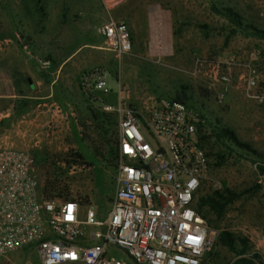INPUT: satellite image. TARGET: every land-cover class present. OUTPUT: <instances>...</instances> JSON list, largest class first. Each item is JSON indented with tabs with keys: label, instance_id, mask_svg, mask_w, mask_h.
<instances>
[{
	"label": "rangeland",
	"instance_id": "obj_1",
	"mask_svg": "<svg viewBox=\"0 0 264 264\" xmlns=\"http://www.w3.org/2000/svg\"><path fill=\"white\" fill-rule=\"evenodd\" d=\"M212 1L0 0V7H11L8 13L11 18L19 14L16 10L23 5L39 2L44 9L38 10V18L33 26L40 34L34 36L28 33L31 28L18 27L20 33L16 36L21 42L14 45V53L20 57L19 62H26L33 67L30 72L40 83L39 86L35 89L32 76L23 77L24 73L18 68L9 71L5 66L0 68V122L4 121L0 123V135L9 138L18 148L28 149L35 155L43 181L47 165L51 169L57 165L59 171L65 170L62 175L68 178L74 195L88 196L98 211V218L105 220L115 192L114 168L94 154L91 142L82 140L68 113L69 102L80 99L77 76L101 68L108 73L111 79L109 86L113 89L112 93L101 95L107 102L119 100L116 84L120 80L128 88L125 98L137 105L171 101L177 88L187 85L195 101H203L207 116L213 122L220 121L222 126L236 131L242 140L250 143L258 152V157L252 154L253 159L264 164V104L260 105L247 96L248 107L238 102V107L231 110L227 96L223 102L217 99V93L222 88H230L233 82L238 84L240 80L236 82L232 76V68L237 66L230 63L232 54L237 55L238 63L239 57L249 58L244 67L247 78L242 80L244 93L247 95L251 67L259 70L260 88L264 87V41L245 38L241 34L230 38L232 27L212 12ZM217 1L235 7L248 22L264 28V0ZM110 16L127 22L133 34H136L133 24L142 27L139 38L134 36L132 54L118 57L115 52L105 48L99 29ZM182 22L186 24L182 25ZM204 31L209 35L206 36ZM137 39L138 46L135 45ZM8 46L0 43L2 49ZM76 52L78 54L69 59ZM48 60L51 66L45 69L41 63ZM43 72L48 79L41 76ZM227 73L231 78L223 82L221 76ZM25 80L35 89L31 91L33 97L29 98L39 104L26 113H20L17 103L22 95L27 96L23 89L26 88ZM57 97L64 99L67 107L59 103ZM54 111L63 116L57 119ZM38 114L41 119L47 115L44 134H17L16 131L27 128ZM43 122H46L45 119ZM251 126L258 127L255 135L248 132ZM71 148L85 152L95 161V166L91 169L68 168L60 161L55 165L54 159H44ZM216 163V158L212 157L209 177L204 181L198 198L218 190L217 184H222V189L227 186L236 191L250 190L236 200L222 218L212 212L207 213V216L211 225L219 231L229 230L238 236L247 237L253 247L252 253L256 252L261 257L256 264H262L264 175L251 158L234 157L222 167H217ZM256 183L262 184V187L251 191ZM214 251L222 263L234 260L233 253L224 246L217 245ZM119 254L126 257L124 250ZM0 264H41V259L37 248L28 246L0 260Z\"/></svg>",
	"mask_w": 264,
	"mask_h": 264
},
{
	"label": "built area",
	"instance_id": "obj_2",
	"mask_svg": "<svg viewBox=\"0 0 264 264\" xmlns=\"http://www.w3.org/2000/svg\"><path fill=\"white\" fill-rule=\"evenodd\" d=\"M101 33L105 48L118 57L132 54L127 22L110 16ZM236 56L231 64H238ZM41 64L51 66L49 60ZM259 76L251 67L247 94L263 105ZM221 80L228 82L230 74ZM110 83L101 68L80 80L86 97L117 121L115 192L107 218L99 219L96 207L77 195L45 198L34 155L0 135V260L35 246L41 264H203L216 247L220 231L201 212L198 198L211 163L205 119L179 101L131 103L121 80L119 100L107 102L101 95L113 92ZM227 91L217 93L219 102Z\"/></svg>",
	"mask_w": 264,
	"mask_h": 264
},
{
	"label": "trees",
	"instance_id": "obj_3",
	"mask_svg": "<svg viewBox=\"0 0 264 264\" xmlns=\"http://www.w3.org/2000/svg\"><path fill=\"white\" fill-rule=\"evenodd\" d=\"M210 8L213 13L225 19L228 24L231 25L232 29L230 30L232 38L238 34L243 35L245 38L256 39L258 41H264V28L260 27L253 22H248L244 16L236 10L235 7L230 5H224L217 0H214L210 4ZM41 10H44L41 8ZM66 15H64V18ZM186 24L182 22V25ZM205 35L208 36V32L204 31ZM133 35V32H132ZM134 40V35H133ZM227 40H230L229 38ZM42 77L48 79L47 74L40 73ZM82 96L88 101L91 100L86 97L82 92ZM174 101L183 102L189 108L196 111L200 118L205 119V122L208 125V130L203 134V138L209 147L211 158L215 157L217 160L216 166L222 167L228 160L231 158H251V161L254 162L259 171L264 175V164L258 159H253L252 154L259 156L258 152L253 148V146L240 139L236 131L224 127L221 125L220 121L213 122L210 119L205 111L203 101H198L194 99L193 95L190 93V89L187 85H182L175 91V95L172 98ZM57 101L63 106L67 107V104L64 103V99L58 98ZM18 110L20 113H26L31 110L33 107L38 105V101L26 97L24 95L18 101ZM78 107V106H77ZM90 110V115L80 114L79 107L77 111L79 114L76 117H72L73 126L79 131V135L82 140H88L91 142L93 152L100 159L104 160L107 165L112 166L113 168L116 165L117 152H118V139H117V121L116 118L103 111L101 107L93 108L88 107ZM1 122H4L3 120ZM0 122V123H1ZM33 154V153H32ZM249 156V157H248ZM35 157V155H34ZM36 159V157H35ZM46 161H51L54 159L55 165L57 161H60L61 164L71 168L73 166H79L83 169H91L95 166V161L90 158L85 152L80 151L76 148H71L67 151L55 153L52 156L45 157ZM56 165V168L51 169L50 166L46 167V176L44 180L43 193L44 197L48 199H54L56 197H62L65 199L73 198L74 192L72 189L71 183L68 181V178H64L62 174L65 173V170L61 169ZM262 187V184L256 183L255 187L252 190L259 189ZM250 190L236 191L227 186L224 189L216 190L211 194L204 195L199 198L200 209L203 212L204 216L209 220L207 213H215L219 218H222L229 207L240 199L243 194L249 192ZM83 204H91V200L88 196L83 197ZM211 224V223H210ZM224 246L231 253H233L234 260L228 263H222L218 261V255L214 249L206 256L203 264H256L260 261V255L258 253H252L253 247L250 243V240L244 236H238L234 232L229 230H222L219 233V239L216 244ZM264 264V263H262Z\"/></svg>",
	"mask_w": 264,
	"mask_h": 264
},
{
	"label": "crops",
	"instance_id": "obj_4",
	"mask_svg": "<svg viewBox=\"0 0 264 264\" xmlns=\"http://www.w3.org/2000/svg\"><path fill=\"white\" fill-rule=\"evenodd\" d=\"M10 8L11 7H8V6L0 7V43H6V45H9L8 47L3 48V49L0 47V68H3L2 66H5L6 68H8L7 69L8 71L13 70V68H18L19 70H22V72L24 73L23 77H25V75H31L32 79L35 83V89H36V87L39 86L40 83L37 80H35V76L33 74H31V72H30V70H33V67H30L28 65V63H26V62H21V63L19 62L20 57L18 54L14 53V50H15L14 45L21 42V39H19V37L16 36V34L20 33L17 30L18 27L20 28L22 26L23 28H31L28 31V33L31 35H34V36L40 34L39 32L35 31V29H34L35 27L33 28V26L35 24V20L38 18V15H36L39 12L38 10L41 11V4L38 2V3H35L34 5L31 4L29 6L23 5L20 7V9L16 10V12H19V14H17L16 16L12 15V18L10 15H8ZM20 13H23V14H20ZM132 27L134 28V32H136V34H133V35L135 37L137 36V38H139V33L143 32L141 30L142 27L141 26L138 27L135 24H133ZM99 30L101 33L102 27ZM101 35H102V33H101ZM138 43H139V40L137 39V42L135 43V45L138 46ZM77 54H78L77 52L74 53L73 55H71V57L69 59H71L72 56L77 55ZM249 56H250V54H249ZM248 60H249V58L239 57V63L237 64V66L232 68V71H234L232 74L234 81L237 82L238 79H240V80L238 81V84L233 82L232 85L230 86V88L228 87L229 92L227 93L226 96H227V99H228L229 104L231 106V110L238 107V102H239V104H241V106H243V107L247 106L248 107V104H247L248 94L246 95L244 93L245 86L242 85V80H245L247 78V71H245L244 67H246L245 63H247ZM81 76L80 77L77 76L78 86H80L79 81H80ZM25 84H26V88H23L25 90L24 93H27V94H25V95H27L26 97L32 98L33 96L31 94V91H35V89H32L31 85L28 84L27 80H25ZM78 86H77V89H78L77 91L79 92L78 96L80 99L75 100L74 102H69V104H71V105L68 108V113L71 114V116L73 118L79 114V112L77 111L78 107H79V111L81 110L80 114L83 115V113H84L87 116L91 114L90 110H88V107H93V108L94 107L95 108L100 107L99 102H97V101L88 102L82 96V92L80 91V88H78ZM246 92H247V90H246ZM61 112H62V110H61ZM54 115L57 116V119L59 117L63 116V115H61V116L58 115V113L56 111H54ZM46 118H47V115L44 117L46 122H43L44 119H41V115L38 114L35 117V119H33L32 122H30V125H28L27 128H25L24 130L16 131L17 134L20 133V135H23V136L27 135L28 132L31 135H36V136H40L41 134H44V132L46 130L45 129L46 124L48 123ZM71 120H72V118H71ZM252 126L250 127L248 132L250 133V135H255L258 127H256V126L252 127ZM76 127H77V125H76ZM61 131H63L62 128H61ZM238 137H239V135H238ZM92 204H93V202H92ZM123 257L126 258L125 256H123Z\"/></svg>",
	"mask_w": 264,
	"mask_h": 264
}]
</instances>
